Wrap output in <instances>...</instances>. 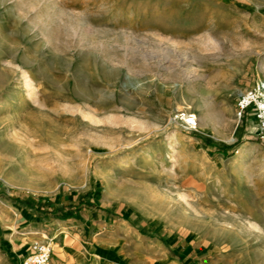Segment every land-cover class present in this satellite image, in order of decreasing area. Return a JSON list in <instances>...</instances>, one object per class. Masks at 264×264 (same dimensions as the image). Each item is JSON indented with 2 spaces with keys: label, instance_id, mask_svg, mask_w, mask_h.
Here are the masks:
<instances>
[{
  "label": "rangeland",
  "instance_id": "1",
  "mask_svg": "<svg viewBox=\"0 0 264 264\" xmlns=\"http://www.w3.org/2000/svg\"><path fill=\"white\" fill-rule=\"evenodd\" d=\"M262 60L264 0H0V264L73 215L116 242L115 264L263 247L239 234L264 134L234 114Z\"/></svg>",
  "mask_w": 264,
  "mask_h": 264
},
{
  "label": "crops",
  "instance_id": "2",
  "mask_svg": "<svg viewBox=\"0 0 264 264\" xmlns=\"http://www.w3.org/2000/svg\"><path fill=\"white\" fill-rule=\"evenodd\" d=\"M116 13H118V10ZM189 21L192 23L195 18L189 17ZM181 24L184 26L182 27L183 30H185L186 24L184 21ZM213 175H218V173L215 172ZM254 187L256 188V186ZM243 202L245 204L246 200L242 199L241 203L243 204ZM248 207L250 210L245 212L246 215H243L252 230H243L239 237L243 239H264V190L255 189L249 195ZM60 222L63 223L61 226L66 230L58 227L51 237L54 247L50 264H115L119 262V250L116 249V242H110L111 240H107L97 231L90 230L85 225V218L73 215L62 218ZM212 245L215 249H218V252L215 257L211 258L210 264H264V246L253 248L246 246L237 251L229 245L219 246L218 242ZM183 248L184 246H179L176 251L179 254L176 253V256L167 255L168 264H184L182 260L191 256V253L189 249L183 250ZM26 253L24 251L22 256ZM192 258V256L189 257L185 261L186 264L191 263ZM193 264L203 263L201 260L195 259Z\"/></svg>",
  "mask_w": 264,
  "mask_h": 264
},
{
  "label": "built area",
  "instance_id": "3",
  "mask_svg": "<svg viewBox=\"0 0 264 264\" xmlns=\"http://www.w3.org/2000/svg\"><path fill=\"white\" fill-rule=\"evenodd\" d=\"M234 114L239 121L254 117L257 132L264 134V79L258 78L252 85L239 91ZM176 117L185 129H192L197 124L196 115L189 110H178ZM53 247L52 238L34 241L30 250L22 256L20 264H50Z\"/></svg>",
  "mask_w": 264,
  "mask_h": 264
},
{
  "label": "bare ground",
  "instance_id": "4",
  "mask_svg": "<svg viewBox=\"0 0 264 264\" xmlns=\"http://www.w3.org/2000/svg\"><path fill=\"white\" fill-rule=\"evenodd\" d=\"M9 64H12L11 62H8ZM261 66L263 67L264 69V60H262V63H261ZM17 68H19V66H16ZM20 70V75L17 77V80H18V83L22 86H24L25 90H26V97L30 100H32L33 102H36L37 103V95L36 93H34V89H35V85L32 84L31 80L29 79L28 80V72L22 68H19ZM6 102L4 101L2 106H3V109H4V106H5ZM81 115L83 117H88L89 115H92L90 116L91 117V120L92 121H96V117L94 114H92L91 112L87 111L86 109H81ZM243 154V153H242ZM241 156V155H240ZM180 197H185V195H181Z\"/></svg>",
  "mask_w": 264,
  "mask_h": 264
}]
</instances>
